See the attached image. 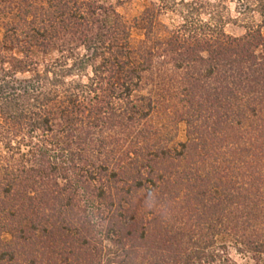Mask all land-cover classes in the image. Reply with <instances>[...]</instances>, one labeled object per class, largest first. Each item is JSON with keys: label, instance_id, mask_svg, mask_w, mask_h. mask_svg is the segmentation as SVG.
<instances>
[{"label": "trees", "instance_id": "16d2710c", "mask_svg": "<svg viewBox=\"0 0 264 264\" xmlns=\"http://www.w3.org/2000/svg\"><path fill=\"white\" fill-rule=\"evenodd\" d=\"M227 1L0 0V264H264V0Z\"/></svg>", "mask_w": 264, "mask_h": 264}, {"label": "rangeland", "instance_id": "374dc122", "mask_svg": "<svg viewBox=\"0 0 264 264\" xmlns=\"http://www.w3.org/2000/svg\"><path fill=\"white\" fill-rule=\"evenodd\" d=\"M109 2L113 3L119 10V12L125 16V18L130 22L134 23V19L139 17L142 12L146 9V7L151 2H159V0H108ZM225 15L226 17H231L234 21L238 22H231L228 23L226 26V30L228 33L234 36H242L246 33L245 25L247 23L254 21L256 23L261 22V16L258 12H251L246 14L244 12L245 5H241L237 0H228L225 3ZM180 18L173 14H165L162 16V21L169 26L178 23ZM5 21V20H4ZM3 30L0 29V36L2 37ZM144 38V32L141 28L135 27L133 29V43L137 45L142 39ZM187 126L186 123H181L179 126V135L172 143L173 147L178 146L182 142H186L187 140ZM229 246V251L231 254V259L233 260L234 264H257V262L252 258L249 253L240 252L237 247L235 246L233 241H227Z\"/></svg>", "mask_w": 264, "mask_h": 264}]
</instances>
